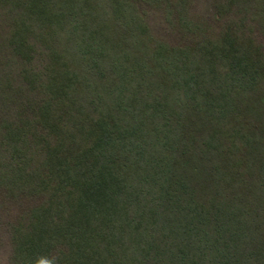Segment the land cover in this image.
Listing matches in <instances>:
<instances>
[{
    "label": "trees",
    "instance_id": "16d2710c",
    "mask_svg": "<svg viewBox=\"0 0 264 264\" xmlns=\"http://www.w3.org/2000/svg\"><path fill=\"white\" fill-rule=\"evenodd\" d=\"M0 0L10 264H264V0Z\"/></svg>",
    "mask_w": 264,
    "mask_h": 264
},
{
    "label": "rangeland",
    "instance_id": "374dc122",
    "mask_svg": "<svg viewBox=\"0 0 264 264\" xmlns=\"http://www.w3.org/2000/svg\"><path fill=\"white\" fill-rule=\"evenodd\" d=\"M198 9L204 13L210 9L209 0H197ZM3 37L1 36L0 32V40ZM0 264H10L9 261V252L7 247L0 245Z\"/></svg>",
    "mask_w": 264,
    "mask_h": 264
},
{
    "label": "clouds",
    "instance_id": "9594fccd",
    "mask_svg": "<svg viewBox=\"0 0 264 264\" xmlns=\"http://www.w3.org/2000/svg\"><path fill=\"white\" fill-rule=\"evenodd\" d=\"M38 264H52V262L46 259H41Z\"/></svg>",
    "mask_w": 264,
    "mask_h": 264
}]
</instances>
